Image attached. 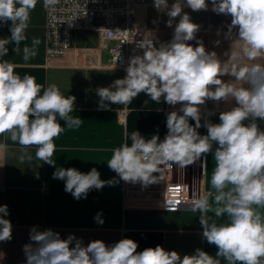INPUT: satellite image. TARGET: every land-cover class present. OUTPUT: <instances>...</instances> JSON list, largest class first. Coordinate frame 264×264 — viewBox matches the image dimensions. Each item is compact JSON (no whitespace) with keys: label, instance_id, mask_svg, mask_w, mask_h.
I'll list each match as a JSON object with an SVG mask.
<instances>
[{"label":"clouds","instance_id":"clouds-1","mask_svg":"<svg viewBox=\"0 0 264 264\" xmlns=\"http://www.w3.org/2000/svg\"><path fill=\"white\" fill-rule=\"evenodd\" d=\"M38 2L0 0V26L11 22L10 36L0 38V135L21 146V161H31L28 150L34 148L37 160L55 167V139L66 128L82 124L71 115L76 97L65 96L55 84L45 87L32 75H19L15 65L4 59L9 45L19 51L25 44L30 15ZM59 3L43 0V7L54 10ZM209 4L213 13L231 17L226 36L238 42V48L230 50L226 61L206 49L197 37L200 25L184 11H208ZM153 7L168 17L165 24L173 29L171 39L151 37L137 42L134 53L142 50V54L129 57L126 75L95 90L98 110H109L111 104L129 109L141 93L175 110L166 114L163 139L133 131L131 143L126 139L114 148L107 166L119 180L147 187L160 181L154 173L174 167L183 170L212 153L213 191L194 196L189 206L200 213L202 236L227 264H264V215L257 210L264 208V126L258 123L264 122V0H174L171 4L153 0ZM38 44L36 39L31 49L25 44V61L35 56ZM117 60L123 62L121 56ZM208 101L217 107L228 105L219 111V122L211 120L216 111L205 108ZM202 127L206 134L199 132ZM52 178L64 181V191L77 201L92 190L119 182L102 180L95 167L87 173L57 167ZM9 214L8 206L0 205V242L12 240L13 226L5 218ZM102 216L100 211L93 219L102 225ZM29 239L23 246L26 264H219L200 248L183 256L161 245L137 251L138 243L131 238L111 245L97 239L84 245L74 234L62 238L52 229L33 226ZM5 255L0 251V260Z\"/></svg>","mask_w":264,"mask_h":264},{"label":"crops","instance_id":"crops-1","mask_svg":"<svg viewBox=\"0 0 264 264\" xmlns=\"http://www.w3.org/2000/svg\"><path fill=\"white\" fill-rule=\"evenodd\" d=\"M173 2L169 0V4ZM184 11L200 25L197 37L202 39L207 50L215 51L223 61L228 59L230 50H237L238 42L232 43L226 36L230 16L213 13L211 4L208 11L189 8ZM167 19L166 14L158 13L153 7V0L135 4L136 28L160 41L172 37L173 29L165 24ZM10 23L0 26V38L10 36ZM43 25V0H39L31 12L25 41L31 49L33 39L39 40L35 56L25 61V44L20 45L19 51H13L14 46L9 45V54L4 59L15 65L19 75H32L45 87L55 84L65 96H75L71 115L78 116L82 124L79 128H66L55 139L56 150L52 157L55 167L37 160L34 148L28 150L33 159L21 161V146L6 135H0V205L8 206L10 214L5 218L13 226L12 240L0 242V251L6 254L0 264H26L23 246L30 243L29 231L33 226L39 230L52 229L62 238L74 234L84 245L97 239L111 245L120 239L131 238L138 243L137 251L161 245L181 256L200 248L219 264H227L222 257L216 256L217 248L204 240L200 213L192 212L189 207L192 200L177 209H166L156 196L126 192L124 181L107 166L114 148L126 139L131 143L129 137L133 131L145 138L158 134L163 139L167 133L166 114L175 110L173 106L163 100L157 104L141 93L129 105L130 110L116 104H111L109 110H98L99 97L95 90L126 75L125 69L109 64V47L113 42L106 40L98 28H77L72 32L71 45L64 55L46 58ZM175 107L178 109L179 105ZM227 107L223 103L217 107L212 101L205 105L207 110L216 111L211 117L213 122H219V111ZM59 122L64 126V121ZM258 123L264 126V122ZM199 132L206 134V129L202 127ZM196 162L200 171L194 189L191 187L192 197L213 191L210 181L215 160L212 153ZM57 167H75L85 173L95 167L102 180L116 178L119 182L99 191L92 190L86 199L77 201L64 191V181L52 178ZM182 179L186 181L185 177ZM257 210L264 215V208ZM100 211L103 213L102 225L93 219ZM208 216L213 217V213L209 212Z\"/></svg>","mask_w":264,"mask_h":264},{"label":"built area","instance_id":"built-area-1","mask_svg":"<svg viewBox=\"0 0 264 264\" xmlns=\"http://www.w3.org/2000/svg\"><path fill=\"white\" fill-rule=\"evenodd\" d=\"M147 0H60L54 10L44 8V54L46 58L59 57L71 45L72 32L77 28H98L106 40L113 42L109 47V64L125 69L136 50V44L143 38L154 36L136 28L135 4ZM99 20V22H97ZM121 56V60H117ZM176 168L163 169L158 183L147 187L139 183H125L126 192L155 194L162 207L177 209L190 202L191 186L184 181ZM171 202V203H169Z\"/></svg>","mask_w":264,"mask_h":264},{"label":"rangeland","instance_id":"rangeland-1","mask_svg":"<svg viewBox=\"0 0 264 264\" xmlns=\"http://www.w3.org/2000/svg\"><path fill=\"white\" fill-rule=\"evenodd\" d=\"M199 163L194 162L192 165L186 166L183 170L176 168L175 173L179 174L180 177H185V180L191 184L192 189L196 180V177L199 175Z\"/></svg>","mask_w":264,"mask_h":264},{"label":"water","instance_id":"water-1","mask_svg":"<svg viewBox=\"0 0 264 264\" xmlns=\"http://www.w3.org/2000/svg\"><path fill=\"white\" fill-rule=\"evenodd\" d=\"M137 196H147V197H153L156 196L155 194H149V193H141V192H135Z\"/></svg>","mask_w":264,"mask_h":264}]
</instances>
